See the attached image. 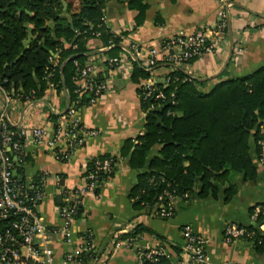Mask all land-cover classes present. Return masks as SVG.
<instances>
[{
	"label": "crops",
	"instance_id": "0c3cea01",
	"mask_svg": "<svg viewBox=\"0 0 264 264\" xmlns=\"http://www.w3.org/2000/svg\"><path fill=\"white\" fill-rule=\"evenodd\" d=\"M130 1L106 0V26L115 33H125L126 37L118 43L119 49L109 55L108 49H103L100 43L93 44L95 48L85 63H95V79L105 75L107 59L120 60L127 56L129 42L142 47L145 59L147 51H160L163 41L177 32L191 34L206 30L210 35L218 22L217 0H144L147 5L145 17L135 27L137 11L128 8ZM218 47L214 54L197 57L183 67L160 63L148 70V79L161 85L167 75L178 70L193 81L199 91L208 93L219 82L245 76L264 65V0L234 1L228 13L227 31ZM143 64L141 60L139 66L143 68ZM131 70V65L124 60L120 62L110 71L111 89L95 104L76 111L74 118L80 125L98 134L82 136L81 142L73 147H68L67 142L61 140L54 151L30 142L24 145V173L31 178H43L44 198L36 210L50 232L46 239L55 260L62 261L81 243L83 235H89L93 250L98 255L95 264H138L136 249L124 244L114 249L113 243L131 232L134 226L142 225L165 241L164 250L172 263L176 262V258L170 246L182 247L181 228L189 226L205 243L207 264H264V253L257 252L251 242L240 239L225 243L223 240L227 223L252 225L249 209L264 204V165L258 161L252 138L250 157L256 168V179L243 182L235 175L238 191L228 203H224L220 189L216 199H175L174 216L167 220L155 218L148 210L133 209L129 193L138 174L146 171L150 161L158 155L160 146L154 145L150 149L141 170L129 168L127 160L120 155L127 140H134L145 131V115L137 89L148 79L132 82ZM67 108L64 93L57 95L51 88H46L42 97L31 104L10 106L7 115L15 126L43 127L51 136L57 131L68 133L70 120L63 119ZM51 114L57 117L55 121L50 119ZM58 153L64 158H57ZM107 155L120 158V163L114 174L102 181L98 191H87L81 195L78 209L81 214L73 220L70 243H66L63 236L56 233L63 226L58 213V207L63 204L62 192L83 189L89 160ZM57 196L61 197L59 203ZM153 237L144 234L137 239L136 245L141 250L154 246L157 241ZM180 257L182 264H188L182 255Z\"/></svg>",
	"mask_w": 264,
	"mask_h": 264
},
{
	"label": "trees",
	"instance_id": "16d2710c",
	"mask_svg": "<svg viewBox=\"0 0 264 264\" xmlns=\"http://www.w3.org/2000/svg\"><path fill=\"white\" fill-rule=\"evenodd\" d=\"M105 4L106 0H0V85L21 100L25 97L38 100L46 88L57 95L64 93L68 103L65 114L72 106L76 111L88 106L94 94L76 92L79 76L74 62L80 68L84 66L91 55L87 42L93 33H99L98 42L102 47H109L108 55L119 49L121 41L104 22ZM128 8L137 11L135 27H138L144 20L147 5L144 0H131ZM29 38L24 48L23 43ZM53 55L57 56L56 67L48 63ZM131 67L132 82L148 79L147 70L135 62ZM106 68L105 75L115 66ZM105 75L95 79L94 85L100 84ZM170 75L168 86H160L166 96L159 102L162 110L158 112L156 107L148 110L152 102L141 103L145 131L136 139L127 140L120 152L129 168L141 170L150 149L160 146L147 170L138 174L129 199L133 209L148 210L155 218L163 220L174 216L177 198L184 201L192 197L216 199L221 189L223 201L228 203L238 191L235 175L243 182H253L257 172L250 157V138L258 156L259 132L264 130V65L245 76L219 82L208 93L199 91L193 81H185L187 78L178 70ZM50 119L55 121L57 117L51 114ZM80 128L73 129L69 123L68 133L77 134L76 141L82 139L78 133ZM58 158L64 156L58 153ZM104 161L110 162L109 170L102 169ZM119 163L120 158L110 155L89 160L84 178L96 175L97 187L93 192L114 174ZM32 179L38 181L40 176ZM65 194L62 192V197ZM168 203L172 205L170 215L162 218L160 212L168 210ZM256 206L264 209V204ZM254 207L249 209L250 216ZM78 209L79 205L74 219L81 214ZM257 221H264V212L259 213ZM241 227L251 235L245 241L251 242L257 252L264 253V232H258L253 225ZM144 234L154 236L159 246L165 247V241L158 234L142 225L134 226L119 239L136 240ZM82 238L89 239L88 235ZM170 248L176 262L180 261L182 247ZM91 257L79 255L83 263L89 262ZM142 264H172V261L162 256L153 263L144 261Z\"/></svg>",
	"mask_w": 264,
	"mask_h": 264
},
{
	"label": "built area",
	"instance_id": "2783aa9c",
	"mask_svg": "<svg viewBox=\"0 0 264 264\" xmlns=\"http://www.w3.org/2000/svg\"><path fill=\"white\" fill-rule=\"evenodd\" d=\"M234 1L217 0L216 17L218 22L213 31L210 32V35H208L206 30H197L191 34L179 31L163 41L160 51L156 49L147 51L145 59L143 57L145 51L142 47L134 42H129L127 56L120 60L115 58L107 59L105 61L106 71L107 65L116 67L123 60L131 66L133 62L139 65V62L141 63V60H143V69L148 71L160 63L183 67L192 59L202 55L214 54L219 48L218 43H220L227 31L228 13L233 7ZM111 32L121 40H125L126 36L123 33L118 34L112 30ZM92 35L93 37L87 42L91 50L95 48L93 46L95 42L99 43V33H93ZM108 48L107 46L103 49L106 50ZM48 63L51 67H56L58 65L57 56H51ZM74 67L79 76L76 80V86L78 87L76 92L80 94L92 92L94 94V97L89 101V105L95 104L105 92L111 89L110 72L105 75L100 84L94 85L97 69L95 63H85L80 68L79 64L74 62ZM170 76V74L167 75L161 85H157L151 79H148L138 86L137 95L140 102H152V104L149 103L150 107L148 110H152L155 107L158 109L162 108L159 102L164 101L166 96L160 86L163 88L167 87L171 81ZM175 80L177 79L175 78ZM184 80L190 81L188 78ZM170 97H173L172 93ZM32 102L31 97H25L21 100V97L11 95L0 85V264H95L98 261V255L93 250L89 235V239L81 238V243L76 246L73 252L66 254L60 262L55 260L54 253L48 246L46 237L50 232L36 210L38 204L44 198L43 178L40 177L38 181H34L24 173V159L26 157L24 145L30 142L54 151L57 148V143L61 140L63 143L67 142L68 147H73L79 144L82 139L76 141L77 134H69L64 131H57L54 135L49 136L43 127L15 126L8 118L7 109L19 103L31 104ZM75 114L76 110L72 106L63 116V119L70 120L73 129L81 126L79 121L74 118ZM78 133L84 138L98 134L95 131L85 130L83 127L78 130ZM259 137L257 142L260 151L258 161L261 165H264L263 129L260 130ZM56 156L58 158V155ZM101 167L103 170H109L110 162L104 161ZM19 169H21V173H19ZM15 171L17 176L13 175ZM96 179L95 174H89L84 178L85 186L83 189L66 193L64 197L61 196L63 204L58 207V213L63 226L56 233L61 234L66 243H70L72 235L70 227L73 220H75L74 216L80 203V197L84 192H90L97 187ZM164 195L168 196L169 199L171 198L167 193H164ZM161 199L162 196L158 198L159 201ZM167 208L168 210H161L160 217H169L172 209L171 203H168ZM263 212L264 209L255 206L250 216L252 225L261 233L264 232V221L258 223L257 218L259 213ZM181 235L183 238L181 255L187 260V263L207 264L203 239L199 235H195L189 226L181 228ZM250 236L245 227L234 223H227L223 232L225 243L249 239ZM137 239L139 237L136 240L116 239L113 243V248L117 249L124 244L131 249H136L138 264H142L144 261L153 263L157 260V257L162 256L170 258L169 255H166L164 248L159 246L158 242L154 246L141 250L136 245ZM81 254L89 257L92 255V257L89 262L83 263L79 259ZM172 264H182V262L178 261Z\"/></svg>",
	"mask_w": 264,
	"mask_h": 264
},
{
	"label": "water",
	"instance_id": "95a60500",
	"mask_svg": "<svg viewBox=\"0 0 264 264\" xmlns=\"http://www.w3.org/2000/svg\"><path fill=\"white\" fill-rule=\"evenodd\" d=\"M30 40H31V38H29L26 42L23 43L24 48L30 42ZM63 66H64V63L61 65L60 70H62ZM161 110H162V108L158 109V112H160ZM158 123H161V120L160 119H158ZM13 175L14 176H17L16 171L13 173ZM56 199H57V201L59 203V201L61 200V197L60 196H57Z\"/></svg>",
	"mask_w": 264,
	"mask_h": 264
}]
</instances>
